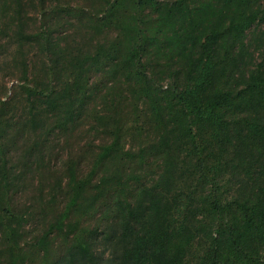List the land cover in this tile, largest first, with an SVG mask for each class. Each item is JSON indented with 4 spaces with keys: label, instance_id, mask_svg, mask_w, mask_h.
I'll use <instances>...</instances> for the list:
<instances>
[{
    "label": "trees",
    "instance_id": "1",
    "mask_svg": "<svg viewBox=\"0 0 264 264\" xmlns=\"http://www.w3.org/2000/svg\"><path fill=\"white\" fill-rule=\"evenodd\" d=\"M190 1L174 4L181 8ZM223 1L232 9L228 23L215 33L243 35L257 22L254 0ZM240 3L247 9L239 8ZM162 4L105 0L104 5L109 15L130 18L128 50L113 67L121 66L120 72L132 78L134 93L148 106L160 131L159 140L127 149L124 131L132 124L123 116L109 117L106 140L91 170L84 177L71 170L67 201L29 241L24 236L29 220L47 207L31 213L32 207L19 201L15 170L9 167L11 153L0 147V264H264V77L251 75L248 87L236 88L229 76L235 71L218 70L217 63L207 59L183 87L165 88L156 82L145 71L144 59L156 45L146 11L160 12ZM65 7L67 19L81 20L82 4L67 1ZM158 20L165 21L161 17L149 22ZM27 24L7 25L17 29L19 40L42 47L47 80L60 66L68 74L61 88L37 84L28 87L27 95L34 106L40 103L53 110L61 129L80 124L90 100L92 66H107L121 48L101 45L95 55L82 48L71 55L54 43L45 20L33 30ZM61 58L68 63L60 64ZM24 66L26 71V61ZM63 114L68 119L62 121ZM9 126L0 122L1 137ZM157 160L161 165L155 167L151 162ZM26 244L31 253L24 251Z\"/></svg>",
    "mask_w": 264,
    "mask_h": 264
},
{
    "label": "rangeland",
    "instance_id": "2",
    "mask_svg": "<svg viewBox=\"0 0 264 264\" xmlns=\"http://www.w3.org/2000/svg\"><path fill=\"white\" fill-rule=\"evenodd\" d=\"M67 1L85 7L80 8L84 11L79 10L82 15L81 20H77L79 22H71L65 17ZM157 1L163 2L160 12L146 11V21L153 26L156 45L144 59L145 71L156 82L165 88L183 87L191 80L193 71L207 59L217 63L218 70L235 71L234 76L231 73L229 76L232 75L236 88L248 87L251 75L264 77V0L253 1L257 22L243 35L230 36L215 33V28L228 23L227 13L232 9L223 0H191L181 8L174 4L180 0ZM130 2L125 8L131 7ZM104 5L105 0H0V122L10 125L6 136H0V147L8 148L11 153L9 167L15 170L13 178L19 201L32 207L31 213L40 211L39 207H47L39 217L29 220L24 233L26 241L53 218L59 205L67 201L71 170L78 171L82 177L91 170L97 149L108 133L109 117L123 116L126 123L132 124L124 131L127 149L138 150L160 137L148 106L142 104L141 98L134 93L132 78L126 76L125 70L120 72L121 66L113 67L116 61L123 60L128 50V41L132 37L131 28H128L130 18L125 17L122 21L120 15L111 16ZM239 8L247 9L246 3H240ZM161 17L165 21L149 22ZM42 19L50 24L47 32L54 43L65 47L71 55L81 48L85 53L95 55L101 45L107 49L121 48L117 58L112 57L107 66H92L90 100L79 117L80 124L68 129H61L60 118L54 116L53 110H46L48 108L40 103L34 106L27 95L28 87L34 88L37 84L42 88L47 84L61 88L68 79L65 68L60 66L59 73L51 81L47 80L48 61L42 47L19 40L17 29L7 25L28 23L29 29L33 30ZM114 51L112 56H115ZM238 51L243 58L237 57ZM109 56H102V60ZM199 58L198 62L195 61ZM234 58H237L236 63ZM24 61L28 65L26 71ZM65 63H68L67 59L61 58L60 64ZM191 64H195L194 68L189 67ZM36 109L40 114H36ZM34 116L38 117L35 119ZM62 117V121L68 119L64 114ZM181 158L180 164L183 165L186 160ZM159 162L151 164L158 167ZM185 186V181L181 182L182 191ZM23 248L26 253H31L29 244ZM56 252L59 257L61 251ZM27 264L38 262L29 261Z\"/></svg>",
    "mask_w": 264,
    "mask_h": 264
}]
</instances>
